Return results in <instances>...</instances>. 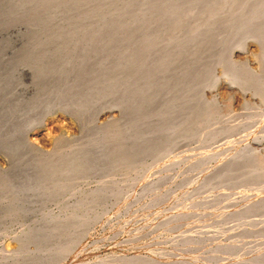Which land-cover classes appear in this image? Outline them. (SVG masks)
I'll use <instances>...</instances> for the list:
<instances>
[{
  "label": "bare ground",
  "instance_id": "1",
  "mask_svg": "<svg viewBox=\"0 0 264 264\" xmlns=\"http://www.w3.org/2000/svg\"><path fill=\"white\" fill-rule=\"evenodd\" d=\"M2 34H8L10 39H2ZM0 36V155L9 157L8 167L0 168V197L13 192L21 200L32 203L64 192L79 177L107 172L101 178L102 182L97 183L96 195L92 198V201L99 202L103 199L99 195L104 190L108 192L111 188V193L112 187H118L116 181L121 182L131 176L123 175L114 181L116 184L113 180L110 183L114 175L111 167L156 151L188 145L195 139L196 132L204 130V127L209 130L212 125L214 131L215 128L222 130L221 135L247 130L245 134L251 137V141L264 149V139L257 136L264 134V113L250 120L247 117L244 122L241 119L240 123L237 120L227 124V120L220 119L222 110L216 98L218 89L225 87L238 89L243 95L250 90L264 102V0H0ZM254 48L251 53L257 69L237 59ZM246 104L247 108L252 107ZM56 112L69 114L78 126V133L56 137L51 149H44L38 145V140L50 139L53 126L59 124L57 118H51ZM226 119L233 121L227 116ZM218 120L224 123L217 125ZM208 130L204 133H209ZM195 140L201 141L197 137ZM227 145L230 153L225 146L224 149L222 147L226 151H220L223 157L220 156L222 158L216 160L212 167L207 165V171L196 173L199 182L194 187L183 192L178 189L180 192L177 190L179 193L176 195L180 197L181 193V201L191 197L187 207L204 211L205 207L208 209L217 202L222 206L226 204L224 207L220 205L221 209L215 205L219 211L215 208L217 212L211 211L212 214L219 219L237 217L229 229L218 226L217 230L224 229L226 235L239 238L225 245L216 240L215 244L224 246L216 247L213 252L207 249L205 255L208 259L219 256L217 250L222 251V255L225 251L238 254L242 247L240 244L244 242L241 241L245 239L243 236H253L260 231V235H256L264 239L261 235L264 231V158L253 152L248 147L250 145L242 146L239 151H233L237 145ZM211 146L205 145L197 150L194 147L195 152H186L185 149L176 152L172 158L156 159L152 165L155 167L163 162L166 168V165L182 161L186 164L182 167L188 170L196 169L199 164L205 168L203 157H209L217 150L215 147L212 151ZM159 168H156L157 173L165 171L163 168L159 172ZM111 169L114 172L118 170L115 166ZM149 169L137 174L140 177L137 184L143 190L168 179L169 173L165 171L167 174L163 172L164 176L160 174L148 181L145 170L148 172ZM136 173L135 170L132 175ZM151 174V177L156 176L155 172ZM72 179L76 180L68 182ZM190 179L193 178L189 174L183 176L182 184L188 182V185ZM56 182L61 184L54 185ZM246 187L250 192L246 190L244 196H238L241 194L239 189ZM227 189L238 190L240 193H234L240 198L231 200L233 198L228 196ZM172 190L169 193L173 195L176 190L174 193ZM213 190L220 193L216 195L223 194L221 196L227 192L225 197L231 199L220 203L218 196L193 199L191 195L193 193L194 196L195 192L196 196V191L208 194ZM167 191H159L157 200L166 199L163 193ZM130 193L126 191L124 196L117 195V198L121 197L118 201L128 200ZM153 198L152 203L157 201ZM222 199L224 201L225 198ZM4 204L5 210L15 205L10 202ZM19 205L24 207L26 204ZM77 215V212L44 215L39 224L19 236L20 242L39 240L48 243L55 237L59 239V235L66 233L75 223L81 224H78L81 215L80 218ZM179 215L180 212H172L170 217ZM72 229L75 231L77 227ZM75 233L69 234L68 231L67 239L61 244L54 243L57 249L54 247L49 253L40 252L41 249L36 252L24 250L11 258L16 264H49L69 252V245L76 240L78 230ZM191 238L182 237L183 244L190 245ZM258 242L256 244L261 241ZM249 244H245L246 247ZM46 245L42 247L43 251L48 249ZM251 245L256 248V245ZM251 245L248 256V248H243L244 257L240 254L241 258L237 255L238 259L229 262L224 257L222 259L227 264H264V247L261 250L257 247V251L254 248L255 252L250 253ZM236 247L239 252H235ZM134 254L132 257L128 254L129 260ZM205 255H201L202 261ZM138 256L135 254L137 262L132 264L214 262V259L211 263L195 259H200V255L174 254L173 258L149 255L144 259ZM85 257L81 255L78 260L84 261ZM119 258L116 264L124 261L123 257ZM215 260H220V257ZM214 263L218 264V261Z\"/></svg>",
  "mask_w": 264,
  "mask_h": 264
},
{
  "label": "rangeland",
  "instance_id": "2",
  "mask_svg": "<svg viewBox=\"0 0 264 264\" xmlns=\"http://www.w3.org/2000/svg\"><path fill=\"white\" fill-rule=\"evenodd\" d=\"M2 39H5L8 41L10 39V37L8 36V34H2ZM252 51H255V48L253 50H249V51L244 52L242 55H240L241 57L239 56L238 58L237 57L236 58L238 60L243 61L246 64H248L249 67H251L252 69H254V68L257 69V63L255 62V59H253L254 55L251 53ZM247 91L248 92L244 93V95H243V93L240 92V90H238V89L237 90H230V89L225 88V87L218 89V92L216 94V98H217V101L219 102L218 104L221 107L220 109L222 110V113H221L222 117L220 118L221 120H224V121L227 120L226 121V122H228L227 124L236 123L237 120L239 122V120H241V119H242V122H244V119H247V117L249 118L248 120H250V118L251 119H252V117L255 118L257 115H262L264 113V102L262 103V101H260L258 99V97H256V95L252 94V92L250 90H247ZM246 103H248L249 106L252 105V107L250 106L247 108ZM225 109H228V111ZM229 109H230V111L232 110V112L238 111L240 113L236 114V112H235V114H236L235 115L234 113L229 112ZM225 111H227L230 114V116ZM243 111H244V113H243ZM254 111H256V112H254ZM252 112L256 113V114H253ZM241 113H243V114H241ZM231 114H233L232 116L235 115V117H232ZM238 114H240V116L237 118L236 116ZM225 115L227 116V118L228 117L232 118L233 121L235 120L234 118H236L235 122L230 121V119L228 121V119H226ZM52 117L57 118L58 123L60 125L56 123L57 125L53 126L54 128H52L53 131H51L52 133H51L50 139L46 140V139L41 138L40 140H38V145L44 149H51L52 144L54 143V139L56 137H59L62 135H73V134L78 133V126L69 114H66L63 112H59V113L56 112L53 116H51V118ZM218 122L219 123H217V125H221L224 123L223 121H222L223 122L222 123L220 120H218ZM213 126L214 125H212V127L210 126L209 130L206 127H204V130L200 129L199 131H201V132L198 131L199 133L198 132L195 133V136H193V137L195 139L197 137V139H199L201 141H198V140L196 141L195 139H192L191 140L192 143L190 142V144H188V145H181V146H178L176 148H173L172 150L156 151V152H153L151 154H146V155L140 156L136 159L134 158V159L129 160L127 162H123L124 164L122 163V164L114 165L115 170L116 169H118V170H116L114 172V169H111L114 166L110 168V170L113 171V173H114V175L112 174L113 178L111 177L110 183H112V180H113V184H116V182H118L119 184L118 183L116 184V185H118V187H112V190H111V193H113L112 195L109 192L111 188L108 189V192H105V190H104L103 192H105V193L102 192L101 195H99V196H102L101 198H103L99 202L92 201V198L95 197V195H96V190H97L98 184H100L102 182V181H100L101 178H103V176L106 175L107 172H105L104 174H98V175H93V176L92 175L91 176L89 175L86 177L82 176V178L81 177H79L78 179L76 178L77 180L76 179L68 180V182H70V183H71V181L72 182H74L75 180L76 181H75V183H73L72 186L67 188L64 192L58 193L57 195H55L49 199L34 200L32 203L21 200V198H19L17 193H13V192H9L8 195L0 197V264H16L15 262H13L11 257L13 255L19 254V252L24 251V250H27L28 252L30 250H31L30 252H34V251L36 252V251H39L41 249L40 252L47 253L46 251H48V253H49V252L53 251L55 248L57 249V245H55L54 243L61 244V242H63L64 240L67 239L68 231H69V234L70 233L72 234V233H75V231L77 232V230L79 233H77L76 240L70 243L71 245H69L70 246L69 252L66 255H64L63 257H61L58 260L51 262L49 264H99V263L101 264V263H104L105 262L104 260H107V259H108L107 260L108 262L106 261L104 264H106V263L109 264V262H111L112 264L113 263L116 264L117 258H119V257H123V259L122 258L121 259L124 260L121 262L118 261V262H120V264H124V263L125 264H128V263L132 264V263L137 262V260L135 259V254H139L138 258L140 257L141 259H144L145 257H148L149 255H153L155 257H165V258H173L174 254H180L183 256H193V257L194 256L198 257V255H200L199 256L200 259H198V258H195V259H197L198 261L201 260V262H205V263H209V262L211 263V261L214 259V262L218 261V264H220L219 262L222 263V261L224 264L225 263L227 264V262H225V261L229 262V261L235 260V258L238 259V258L244 257L245 254L247 253V251L249 250L251 244L256 245V248H255V246H253V248H252V245H251V250H250L251 252L250 253H252V251L255 252L254 248L257 251L258 250L257 247L260 248V250H261V247L262 248L264 247V242H263L264 239L261 240L262 237L256 235L258 232L260 233V231H258L253 236L252 235L243 236V238H245V239L248 238V240L247 239L246 240L241 239L242 240L241 243L243 241L244 242L242 245L240 244V246H242L240 249V252H241V250H243V248L246 250L249 247L246 250V253H244V252L240 253L239 252L238 248H240V246L239 247L237 246L238 248L237 247L234 248L236 251L234 249H232L235 252H239L236 255H234L233 254L234 252H232V251H228V252L225 251V253L223 251L224 254L222 255V253H220L222 251L218 252V250H217L216 253L219 256L209 258L210 259V261H209V259L206 257L207 255H205L208 253L207 249L210 248L209 251L215 250V249H217L216 247H223L225 244L228 243V241H231V240L233 241V239L239 238L237 236L233 237L231 235H226L223 232L224 229H227V228L229 229L228 226L231 225L232 222L237 221V219H236L237 217H229V218H224V219L217 218V216H215V214H212V212L213 213L217 212L216 209L218 207H216V206H219V209H221L222 205L220 204L221 205L220 206L218 202H217L218 204L215 203L216 206L212 204V205H210V207H208V209H207V207H205V211L203 209L192 207L194 209L193 210L192 208L187 207V202L192 200L191 197L187 198L186 200L181 201V199H180L181 193L179 194L180 197L176 196L180 192L179 190H181L183 192V191H185L184 189L187 190L188 188L190 189L191 187H194L196 182L199 180L196 173L199 174L202 171H205V170L207 171L208 166L212 167V165L214 164V162L216 160H220L223 157V155L220 154V151L224 149V146L225 147L229 146V145H227L229 143H232L233 146L237 145V146H235L236 148L231 145L234 148V150L232 149L231 146L229 147L233 151H236V150L239 151V150H241L242 146L246 147L247 145H250L248 147H251L250 149H253L252 150L253 152L260 154L261 157L264 158V149L261 148L260 146L255 145L251 141V137L249 135L245 134V133H247V130H239L233 134L232 133H229V134L228 133H226V134L222 133L225 136V137H223V135H221L222 130L220 131L217 128H215V131H214ZM251 129L252 128H250V131H251ZM207 130L209 133H204ZM210 130H213V131H210ZM212 132H214V133H212ZM197 133L199 135H201V137ZM210 133H212V134H210ZM196 135H198V136H196ZM202 135H204L206 137H203ZM257 136L259 138H261L262 140L264 139V134L262 135V133L258 134ZM199 137L202 139H200ZM204 138H208V139H204ZM225 141H226V143H225ZM205 145H207V146L212 145L211 146L212 151L215 149V147L217 149V150H215L216 153L214 151H213V153L211 151H209L208 153L211 152L209 154L210 156L208 155L209 157H205V156L203 157V164L205 163L203 166H205V168L202 167L201 164H199L196 169H189L190 171H192V172H190L187 169V167H182L183 165H186L182 161H181L182 164L179 161H177V162L175 161L176 163H172V165L171 164L166 165V168L164 167L165 163H163V162H161V163L159 162L158 165H156L155 167H154L155 164L152 165V162H154L156 159L163 158V157L172 158L176 152L178 153L179 151H184L185 149H186V152H192V151L195 152L198 148L200 149L202 146H205ZM239 145H240V147H239ZM194 147H196V150H194L195 149ZM222 147H223V149H222ZM238 148H240V149H238ZM225 150H227V147ZM225 150H223V152H226ZM232 150H230V151L233 152ZM220 156H222V157H220ZM204 160H207V161L205 162ZM8 161H9V157H5V156L0 155V168L1 169L7 168L8 167ZM207 162H209L210 165ZM173 164H175V165H173ZM116 166L117 167L119 166V167L116 168ZM126 166H129V167H126ZM147 166H148V168H147ZM167 166H168V169L170 170V172L167 169ZM199 166H201L203 169ZM149 167H150L152 173L155 172L156 176L151 177L152 174L150 172ZM198 167H199V169H198ZM145 168L149 169L148 172L145 170V174H146V177L148 178V181H150L151 179H155L160 174L162 175L163 172H164V174L169 173L168 176L165 175L168 179L170 177L171 178L173 177V179H169V180L163 179L164 181L160 180L161 182H159L158 184L157 183L154 184V186L152 187V188H154L153 191H152V188L149 190H143L142 187L139 184H137V182H139V180H140V177L137 174L144 172ZM156 168H159V172L163 168H165V171H168V172L166 173L165 171H163L164 170L163 169L160 173H157L156 171L158 169H156ZM110 170H109V172H110ZM135 170L137 171V173L135 175H132L133 171H135ZM181 170H183V171L181 172ZM179 171L181 173L184 172L185 174L183 173V175H182ZM186 171H187V174H189L190 177L193 178L192 180L191 179L189 180V184H188V185H192V186H188L187 185L188 182L183 183L186 186L182 184L181 178L183 176L187 175ZM193 171H194V173H193ZM123 172L126 174H124ZM171 172L174 175H172ZM178 172H179V174H178ZM164 174H163V176H164ZM176 174H177V176H176ZM118 175H120V176H118ZM123 175L124 176L125 175H131V176L127 177L126 180H124V181H121V182L116 181V180H120L121 179L120 177ZM178 175L179 176L181 175L180 176L181 178L179 181H177L178 180L177 178L179 177ZM194 177H195V179H194ZM174 179L177 181V184H176V181ZM114 181H116V182L114 183ZM146 181H147V179H146ZM66 182L67 181H65V184H66ZM55 184L59 185V184H61V182H58V183L56 182V183H54V185ZM51 186H53V184H51ZM51 186H49V187H51ZM167 186L169 189L167 188ZM116 188H118V189H116ZM244 189H245V191H244ZM163 190L164 191L168 190L167 191L168 193L169 192L171 193L170 190H172L173 193L176 190L175 191L176 193L172 195L170 193L166 194L167 192L166 193L164 192L163 194L166 195L165 196L166 199H164V197H163V199H159L161 201H158L157 197L159 198L160 193L159 194H157V193L159 191L162 193ZM233 190H229V191H228V189L226 190L229 194V195L228 194L227 195L231 196V198H233V199H231L230 197L229 198L233 201L240 198V197H238L240 195L244 196V194L246 193V190L248 192H250L248 190V187L239 189V191H241V194H237V193H240V192H238V190H237V192L233 191ZM106 191H107V189H106ZM126 191H128V192L131 191L132 194L130 193L131 195H129L130 197L128 196V198H129L128 200L129 201L132 200V202L129 203V201L126 198V200L128 202L125 200L126 202L123 201L122 203H120L121 201H118V200H120L121 197L117 198V195L122 196L123 193H126ZM242 191H243V193H242ZM116 192H118L119 194ZM199 192L200 191H198V192L196 191V193H197L196 196H195V192H194V196H193V193L191 194L193 199L194 198H207V197H217L218 196L217 198H218V200L220 199V201H221V202L219 201L220 203L226 202L225 200H227V202L229 201V198H227L228 196L225 197L226 196L225 193H227V192L224 193V196H221L223 194L216 195L217 190H213L208 194H205L203 192L201 194V192H200V195H198ZM234 192L238 196H236V194ZM153 193L156 194L157 196L154 195ZM106 194H109L110 196L109 195L107 196ZM217 194H220V193L218 192ZM233 194L236 197H234ZM114 195L116 197H114ZM171 195L173 197L175 195V199H176V197H178V199H180V201H178V199H176L177 200L176 201L174 198L171 197ZM133 196H134V198H133ZM154 196H156V198ZM219 196H221V198ZM152 198H153V201L157 200L158 202L156 201V202L152 203L151 202ZM222 198H225L224 201ZM173 199H174V201H172ZM4 202H10V203H13L15 205L13 208L5 210ZM75 202H79V203L74 204ZM116 202H118L119 206ZM19 204H26V205H24V207H20ZM127 204H128V206H127ZM225 205L226 204H223L222 207H224ZM117 207H119V208H117ZM210 208H211V210H210ZM186 210H189V211L193 210V213H192V211H191L192 214L189 213V211L186 212ZM207 210L209 211V213H206ZM184 211L186 212V215L184 214L185 213ZM195 211H196V213L194 214ZM197 211L199 214H197ZM201 211L202 212L204 211V212L202 213ZM72 212H77L78 217L81 215V221L79 219L80 217L79 218L77 217L80 221V222L78 221V224L79 223H81V224L77 225V223H75L76 225L71 226L68 230L65 231L66 233L62 232L63 235L62 234L59 235V239H58V237H55V238H53L54 241L49 240L48 243L45 241L43 242V241H39V240H37V241L30 240V241H26V242H20L19 236L21 234H23L24 232H27V230H30L33 226L39 224L40 221L42 220V218L44 217V215H55V216L57 215L58 216V215H62V214H70ZM172 212H176V213L180 212V215L177 217L175 216L174 218L170 217ZM181 213H183V214L181 215ZM180 216H182V218ZM184 216H185V218H184ZM84 217H87L88 220L86 218L84 220H82ZM175 218H177V220H174ZM255 218H257V217L255 216ZM179 219H181V222ZM217 219H219V220H217ZM172 223L173 224L175 223L177 225L173 226V225H171ZM78 226H80V229ZM218 226H221L224 229L221 231L217 230ZM74 227H77V229L75 231H74V229H72ZM261 233H262L261 235H263V238H264V231ZM65 234H66V236H64ZM60 237H61V239H60ZM64 237H66V238H64ZM182 237H189L190 239H192L191 237H193V240H191L192 242L190 245H184ZM255 237H257V239ZM249 238H252L251 240H253V241L255 239L256 240H255V242H253ZM258 239L261 241V242L259 241L260 243L258 242ZM216 240H217V242H220V243L223 242L224 245L220 244V243H219L220 245L215 244ZM249 240L251 241V243ZM245 241H247V242L249 241V242L247 243ZM224 242H226V243H224ZM257 242L259 244H256ZM45 244H47L46 247L48 249L43 251L42 247ZM245 244H247V245L249 244V246L246 247ZM260 244L262 246H258ZM214 245H217V246H214ZM212 246H213V248L214 247L215 248L214 249L211 248ZM50 248L51 249L54 248V249L51 250ZM120 252H122V253L119 254ZM229 252H232V253H229ZM115 253H118V254L116 255ZM126 254L127 255L130 254V256L132 254H134V257L131 258L132 262H131V260H129V258H130L129 255L126 256ZM202 254L205 255L204 257H202V258H204L203 261L201 259ZM81 255L86 256L84 261L78 260L79 256H81ZM141 255H143V256H141ZM237 255H239V257ZM248 255L249 254L247 253L246 256H248ZM113 256L117 257V258L115 257L116 262L114 261L115 259H113L114 258ZM218 257H220L221 261L215 260V259H218ZM226 257H227V260H226ZM229 257L230 258L233 257L234 259H230ZM222 258L225 259V261ZM109 259H111L114 262H112ZM119 260H120V258H119ZM98 261H103V262H98ZM214 262H213V264H217Z\"/></svg>",
  "mask_w": 264,
  "mask_h": 264
}]
</instances>
